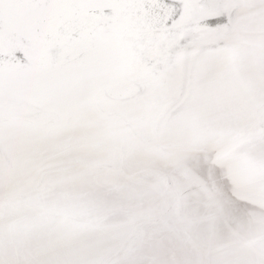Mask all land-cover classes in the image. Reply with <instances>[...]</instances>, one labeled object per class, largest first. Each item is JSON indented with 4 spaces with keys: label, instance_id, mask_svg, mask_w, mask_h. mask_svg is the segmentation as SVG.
Here are the masks:
<instances>
[{
    "label": "snow or ice",
    "instance_id": "obj_1",
    "mask_svg": "<svg viewBox=\"0 0 264 264\" xmlns=\"http://www.w3.org/2000/svg\"><path fill=\"white\" fill-rule=\"evenodd\" d=\"M0 264H264V0H0Z\"/></svg>",
    "mask_w": 264,
    "mask_h": 264
}]
</instances>
